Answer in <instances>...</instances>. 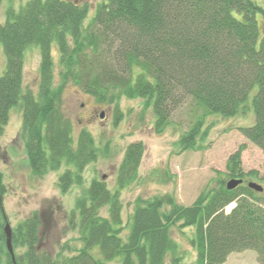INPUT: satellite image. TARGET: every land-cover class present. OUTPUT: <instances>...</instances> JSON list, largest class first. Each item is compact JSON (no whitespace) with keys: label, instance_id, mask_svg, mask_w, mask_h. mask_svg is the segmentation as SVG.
Listing matches in <instances>:
<instances>
[{"label":"trees","instance_id":"1","mask_svg":"<svg viewBox=\"0 0 264 264\" xmlns=\"http://www.w3.org/2000/svg\"><path fill=\"white\" fill-rule=\"evenodd\" d=\"M258 13L264 16L252 0H102L84 26L87 6L72 0H29L17 13L8 9L0 24L5 57L0 137L12 109H20L19 138L33 174L41 178L65 165L58 178L61 193L80 185L99 149L86 129L74 136L61 110L62 95L73 85L99 104L122 97L144 100L157 133L190 97L204 114L177 141L182 152L206 149V114L233 117L250 102L253 123L237 130L264 153V27ZM33 46L39 51L35 92L23 86L24 54ZM242 151L241 146L227 158L225 171L216 172L213 186L207 184L192 204L180 205L168 193L139 198L123 225L120 191L137 179L144 153L142 143H130L115 188L93 179L85 197L76 201L69 224L81 245L72 255L52 256L41 247L42 227H50L51 219L44 211L33 212L11 231V244L24 250L14 262L0 227V263L166 264L171 259L180 264L182 254L171 232L193 227L189 243L195 264H224L231 253L248 250L264 264V188L259 193L247 186L259 173L243 171ZM231 179L243 182L228 190L225 183ZM4 195L0 180V213ZM104 207L107 216L100 215Z\"/></svg>","mask_w":264,"mask_h":264},{"label":"rangeland","instance_id":"2","mask_svg":"<svg viewBox=\"0 0 264 264\" xmlns=\"http://www.w3.org/2000/svg\"><path fill=\"white\" fill-rule=\"evenodd\" d=\"M29 0H2L0 2V24L5 21V13L12 9L15 13ZM87 6V26L96 6L102 0H72ZM264 10V0H252ZM264 16L258 13L256 19L264 27ZM57 65V53L52 50ZM23 63V86L35 92L38 83L39 51L33 46L26 50ZM5 70V57L0 44V75ZM57 70V66H56ZM253 91L250 93L252 96ZM61 110L69 118L74 136L81 129L91 133L97 146L98 156L82 172V183L73 184L62 194L58 188V178L66 169L62 165L56 171H49L39 178L31 171L23 144L19 138L21 111L14 108L0 137V180L4 185L0 227L6 218L11 231L33 212H46L51 219L50 227L41 230V247L52 256H70L81 245L79 235L69 224V215L78 199L85 197L93 179L103 180L110 190L115 188V176L125 147L133 142L143 144L144 153L137 179L120 191L122 224L127 225L136 199H148L154 195L168 193L180 205L192 204L199 193L216 177V172L225 171L227 158L243 147L241 166L244 172L257 171L259 178L249 179L264 188V153L246 139L237 128L250 126L254 115L250 102L245 111L233 117L224 118L217 114L204 116V124L209 126L206 149L201 151H179L177 141L193 122L201 117L203 110L190 98L170 114L168 126L157 133L154 115L144 100L120 98L111 105L99 104L76 86H68L61 98ZM102 115V117H101ZM119 115V116H118ZM118 116V117H117ZM262 178V179H261ZM233 206L229 205L225 212ZM101 216H107V208H102ZM194 228H186L183 233L173 229L171 237L179 245L182 254L180 264H195L196 254L189 243ZM15 257H20L23 249L12 245ZM97 254V249H93ZM171 264V259L166 261ZM0 264H7L6 260ZM105 264H118L116 260ZM224 264H259L256 253L248 250L228 255Z\"/></svg>","mask_w":264,"mask_h":264},{"label":"water","instance_id":"3","mask_svg":"<svg viewBox=\"0 0 264 264\" xmlns=\"http://www.w3.org/2000/svg\"><path fill=\"white\" fill-rule=\"evenodd\" d=\"M242 182L243 181L241 179L239 180L231 179L225 183V187L226 189L231 190L237 187L238 185H240ZM247 186L256 192H259V193L263 192V187L258 185L255 182H248ZM3 219L5 221L3 229H4L5 236H6V248H7L8 253L10 254L11 260L14 262V255H13L12 246H11V228L9 224L7 223L6 218L4 216H3Z\"/></svg>","mask_w":264,"mask_h":264}]
</instances>
